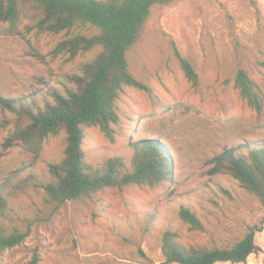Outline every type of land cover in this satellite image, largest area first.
Returning <instances> with one entry per match:
<instances>
[{"label": "rangeland", "instance_id": "1", "mask_svg": "<svg viewBox=\"0 0 264 264\" xmlns=\"http://www.w3.org/2000/svg\"><path fill=\"white\" fill-rule=\"evenodd\" d=\"M28 23L23 19L14 32L0 21V93L33 94L43 102L52 99L50 89L65 94L74 87L68 77L81 74L82 63L101 48L73 59L54 55L55 45L79 28L27 32ZM144 28L127 56L152 93L124 87L115 101L113 139L90 126L82 145L92 166L121 157L130 168L133 142L153 139L172 160L171 179L155 187H106L90 198L55 204L42 185L51 178L49 165L64 156L66 133L46 137L38 153L21 145L4 149L11 126L4 120L12 115L0 107V182H26L8 198L0 225L27 234L5 250L0 264H31L36 253L37 264H140L139 248L152 262L165 264L159 240L167 229L184 245L231 246L249 226L261 224L264 206L230 174H209L208 160L224 146L264 143V109L250 107L235 84L238 69H244L264 96V0H175L154 6ZM175 49L195 67L197 86L185 76ZM182 205L195 212L204 230L181 219ZM254 240L261 251L238 264H264V222Z\"/></svg>", "mask_w": 264, "mask_h": 264}, {"label": "trees", "instance_id": "2", "mask_svg": "<svg viewBox=\"0 0 264 264\" xmlns=\"http://www.w3.org/2000/svg\"><path fill=\"white\" fill-rule=\"evenodd\" d=\"M175 0H0V21L8 22L9 29L19 32L18 24L27 19L24 29L29 32L69 33L60 40L52 52L65 53L70 59L82 52L100 47L92 59L82 63L81 74H71L68 80L74 87H66L65 94L50 89L52 99L43 102L33 94L15 98L0 93V107L11 113L4 125L11 123L2 142L4 149L21 145L38 153L49 135L66 133L64 156L49 165L50 180L43 184L45 194L55 204L90 198L106 187H123L130 184L155 187L171 179L172 160L168 152L155 140L144 138L132 144L130 168L121 157L109 158L100 166L85 160L83 139L85 128L97 126L109 139L114 137L113 125L119 121L115 101L124 87L131 86L152 93V88L135 76L131 70L128 52L144 32V26L154 6ZM185 76L194 86L199 77L193 64L175 49ZM235 84L247 104L261 112L264 96L244 69H238ZM246 148V151L241 150ZM211 175L230 174L251 196L264 206V143L240 142L224 146L209 158ZM0 182V218L6 215L8 198L24 189L25 180ZM180 217L192 229L204 230L199 217L188 206L180 207ZM260 225L248 227L245 234L231 246L184 245L177 234L165 230L159 248L165 264L247 263L251 254L261 251L255 242ZM27 234L14 227L0 225V259L5 250L21 244ZM36 253L31 264H37ZM140 264L154 263L139 248L136 251ZM135 259V257H132ZM103 264H121L106 260Z\"/></svg>", "mask_w": 264, "mask_h": 264}]
</instances>
